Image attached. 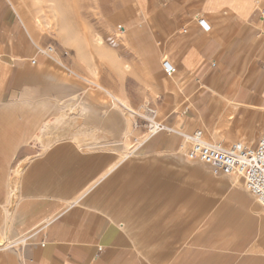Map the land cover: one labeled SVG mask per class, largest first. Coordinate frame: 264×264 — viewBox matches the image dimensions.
Listing matches in <instances>:
<instances>
[{
  "label": "crops",
  "instance_id": "1",
  "mask_svg": "<svg viewBox=\"0 0 264 264\" xmlns=\"http://www.w3.org/2000/svg\"><path fill=\"white\" fill-rule=\"evenodd\" d=\"M99 8L101 32L117 31L139 55L136 97L128 73L113 97L125 114L121 139H137L127 152L33 140L49 88L80 94L89 82L78 54L69 66L61 53L39 52L48 43L17 0H0V236L32 231L25 264H264V208L241 177L190 163L183 139L201 130L210 143L254 147L264 133V0H101ZM132 109L165 129L143 140Z\"/></svg>",
  "mask_w": 264,
  "mask_h": 264
},
{
  "label": "rangeland",
  "instance_id": "2",
  "mask_svg": "<svg viewBox=\"0 0 264 264\" xmlns=\"http://www.w3.org/2000/svg\"><path fill=\"white\" fill-rule=\"evenodd\" d=\"M55 1L17 0V8L37 40L42 39L54 47L51 55L61 53L70 66L73 54H78L79 75L89 84L88 89L80 94L60 93L61 89L58 91L56 87H50L47 92L48 115L45 122L37 126L33 140L48 146L59 140L73 139L87 149L123 147L127 152L138 143L128 134L121 139L117 127L125 114L113 97L120 99L116 91L123 73L131 75L127 83L132 89L131 94L136 97L134 68L139 63V55L126 47L117 31L110 34L101 32L98 27L101 0ZM54 2L61 4L57 12L51 11L56 9L51 8ZM74 12L76 17L72 16ZM136 111L127 112L129 119L134 116L133 122H137V125L132 124V128L142 127L147 136L146 126L139 124V119H143L135 115ZM190 161L192 164H203ZM42 226L43 223L36 228L37 233ZM31 235L32 231L27 230L9 235L5 230L0 236V264H25L24 250L35 238Z\"/></svg>",
  "mask_w": 264,
  "mask_h": 264
},
{
  "label": "built area",
  "instance_id": "3",
  "mask_svg": "<svg viewBox=\"0 0 264 264\" xmlns=\"http://www.w3.org/2000/svg\"><path fill=\"white\" fill-rule=\"evenodd\" d=\"M118 29L122 31L123 27L119 25ZM38 51L51 55L54 47L48 44L38 47ZM162 66L166 74H170L173 70L166 60L162 62ZM144 121L147 136L143 140L165 129V126L154 118V114L144 117ZM183 139L187 145L185 155L188 160L205 163L215 173L241 177L245 189L264 208V133L254 147L245 146L241 142H235L229 147L210 143L202 138L201 130H196L192 134H183ZM134 141L137 139L134 138Z\"/></svg>",
  "mask_w": 264,
  "mask_h": 264
},
{
  "label": "bare ground",
  "instance_id": "4",
  "mask_svg": "<svg viewBox=\"0 0 264 264\" xmlns=\"http://www.w3.org/2000/svg\"><path fill=\"white\" fill-rule=\"evenodd\" d=\"M57 8V7H56ZM58 10H59V8H57ZM57 9H56V11L55 12H57ZM62 11V10H61Z\"/></svg>",
  "mask_w": 264,
  "mask_h": 264
}]
</instances>
